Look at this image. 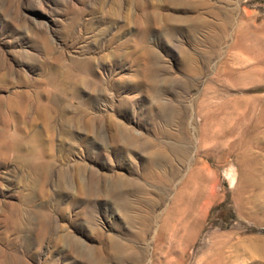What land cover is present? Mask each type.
I'll return each instance as SVG.
<instances>
[{
	"label": "rangeland",
	"instance_id": "374dc122",
	"mask_svg": "<svg viewBox=\"0 0 264 264\" xmlns=\"http://www.w3.org/2000/svg\"><path fill=\"white\" fill-rule=\"evenodd\" d=\"M0 130V264H264V0H0Z\"/></svg>",
	"mask_w": 264,
	"mask_h": 264
},
{
	"label": "bare ground",
	"instance_id": "6f19581e",
	"mask_svg": "<svg viewBox=\"0 0 264 264\" xmlns=\"http://www.w3.org/2000/svg\"><path fill=\"white\" fill-rule=\"evenodd\" d=\"M192 20V19H191ZM195 23H196V21H194ZM0 134H1V130H0ZM124 140H123V142H125V143H129V144H132V143H135V138H133V137H131V136H127V137H124L123 138ZM246 139V138H245ZM253 139V138H252ZM258 140V139H257ZM263 145V144H262ZM10 146V145H9ZM244 148V147H243ZM252 148H254V146H252ZM262 148V147H261ZM258 149V148H257ZM150 154V153H149ZM154 155L155 154H153V152L149 155V157H148V155H147V158L149 159V161L147 162L148 164H149V166L151 165V162H152V160H153V158H154ZM241 158V157H240ZM241 161H242V159H241ZM245 161V160H244ZM240 164V163H239ZM147 174H149V175H152L153 174V172L151 171V172H148ZM148 175V176H149ZM119 206V205H118ZM120 210L123 212L122 214H123V217L125 218V220H127V221H132V218H131V216L130 215H128V213H127V205H124V204H122L121 205V207H120ZM138 219H140V221H141V223H143L144 222V218H141V217H137ZM144 227H145V223H144V225H143Z\"/></svg>",
	"mask_w": 264,
	"mask_h": 264
}]
</instances>
